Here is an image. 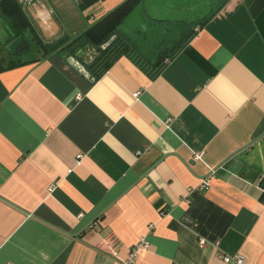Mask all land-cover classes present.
<instances>
[{
  "label": "crops",
  "instance_id": "1",
  "mask_svg": "<svg viewBox=\"0 0 264 264\" xmlns=\"http://www.w3.org/2000/svg\"><path fill=\"white\" fill-rule=\"evenodd\" d=\"M3 1L0 264H124L142 239L135 264H264V0L206 4L156 79L122 56L98 81L96 48L82 72L38 41L127 0H18L20 33Z\"/></svg>",
  "mask_w": 264,
  "mask_h": 264
},
{
  "label": "trees",
  "instance_id": "2",
  "mask_svg": "<svg viewBox=\"0 0 264 264\" xmlns=\"http://www.w3.org/2000/svg\"><path fill=\"white\" fill-rule=\"evenodd\" d=\"M142 1L143 0H127L120 7L89 28L80 38L73 40L70 43L69 40L63 39L58 43L49 46L39 40L38 45L42 47L45 55L58 52L68 56L76 55L77 50L82 47L88 45L93 46L98 51V54L94 61L88 66V71L94 77L95 81L100 80L122 56H128L135 60V62L146 71L152 79H156L166 67V60H173L193 34L190 32V35H188L186 40L176 48L161 55L156 61L142 56L136 50L135 46L130 43V40L117 31L118 27L128 17L132 10ZM1 7L3 13L8 15L14 21V29H17L18 33L25 29L32 30L18 0H4L1 3ZM1 70H3L2 67H0V71Z\"/></svg>",
  "mask_w": 264,
  "mask_h": 264
},
{
  "label": "water",
  "instance_id": "3",
  "mask_svg": "<svg viewBox=\"0 0 264 264\" xmlns=\"http://www.w3.org/2000/svg\"><path fill=\"white\" fill-rule=\"evenodd\" d=\"M222 1L143 0L117 31L128 38L142 56L156 61L166 51L176 48L183 31L196 26L204 14L206 4L210 5L212 12ZM81 55L82 52L77 53L76 57L71 58V63L80 71L86 72V68L78 61Z\"/></svg>",
  "mask_w": 264,
  "mask_h": 264
},
{
  "label": "built area",
  "instance_id": "4",
  "mask_svg": "<svg viewBox=\"0 0 264 264\" xmlns=\"http://www.w3.org/2000/svg\"><path fill=\"white\" fill-rule=\"evenodd\" d=\"M21 1L25 4H30V3H34L36 0H21ZM166 62L168 63V61ZM203 157H204V152L195 154V160H202ZM207 185L208 182L203 181L202 187H205ZM149 248H150V244L148 243V241L146 239H142V241H140L139 244H137L131 249L127 259L124 261V264H135L139 254L142 251L149 250ZM225 262L226 263L235 262L236 264H244V258L241 255H238L234 258L227 257L225 258Z\"/></svg>",
  "mask_w": 264,
  "mask_h": 264
},
{
  "label": "rangeland",
  "instance_id": "5",
  "mask_svg": "<svg viewBox=\"0 0 264 264\" xmlns=\"http://www.w3.org/2000/svg\"><path fill=\"white\" fill-rule=\"evenodd\" d=\"M41 54H42V52L39 51V49H37L36 55H37V56H40Z\"/></svg>",
  "mask_w": 264,
  "mask_h": 264
},
{
  "label": "flooded vegetation",
  "instance_id": "6",
  "mask_svg": "<svg viewBox=\"0 0 264 264\" xmlns=\"http://www.w3.org/2000/svg\"><path fill=\"white\" fill-rule=\"evenodd\" d=\"M178 43H179V42H178ZM178 43L176 44V46L178 45ZM176 46H175V47H176ZM169 51H171V50H168V51H166L165 53H167V52H169ZM165 53H164V54H165ZM162 55H163V54H162ZM160 56H161V55H160ZM160 56H159V57H160Z\"/></svg>",
  "mask_w": 264,
  "mask_h": 264
}]
</instances>
